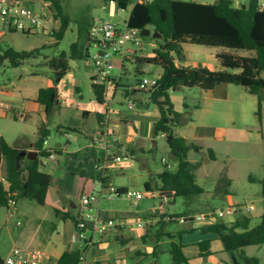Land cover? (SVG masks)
I'll return each mask as SVG.
<instances>
[{"label":"rangeland","instance_id":"rangeland-1","mask_svg":"<svg viewBox=\"0 0 264 264\" xmlns=\"http://www.w3.org/2000/svg\"><path fill=\"white\" fill-rule=\"evenodd\" d=\"M199 1L207 4L214 2V0ZM246 1L241 0L242 3H238L236 0H229L231 6L234 8L245 4ZM134 3V1H129L124 10L117 9L115 16L110 17L108 14V4H105L103 8L102 0H61L62 13L68 20V26L63 38L58 42H56L53 36L41 34L37 31L30 35H23L20 32H5L0 35L1 50L9 47L17 52H27L41 48L42 46L44 47L36 59L26 60L17 68L11 67L8 61H4L0 66V85L12 83L16 86L15 88L24 86L23 88L29 89L33 77L36 75L41 81L47 79L55 82L50 70L46 67V61L57 56L60 52L68 53L70 44L77 39L78 29L85 30L92 25H98L103 22L118 25L123 23L128 19ZM26 5L33 13H40L37 3ZM52 26L57 30L58 21ZM149 32L150 35L148 37L142 38L144 44L143 53L147 56L158 47V42L152 38L151 29H149ZM184 48L187 51L190 48L209 49L191 44H185ZM229 52L236 56L247 57L253 55L252 52L237 50H231ZM88 54H93L91 48L88 49ZM91 64L90 57L87 55L82 60L70 63V69L66 73L69 76L64 78L67 81L68 87L72 84L79 87L81 90L80 93L85 99L88 98L89 73L92 70L90 68ZM138 68L140 74H137L135 69L129 68V71L121 76L120 83L134 87L139 76H155L160 71L159 67L149 64H142ZM117 74L118 72L116 70L112 72L113 77H116ZM261 78H264V73L261 74ZM40 84L42 86L44 83L41 82ZM226 85V100L220 101L219 104H214L212 108H220V111L225 112L224 117L215 114H203L200 111L193 117V109L203 106L200 90L194 88L175 92L176 96L180 97L181 100L183 99L185 104L188 105V108H183V111L181 109L180 114L184 120L183 124L192 118L197 124L201 123L209 127L224 128L227 133L225 140L217 142L216 144L215 161L209 160L205 152L198 154L190 152V159L196 156V160L199 162L196 184L203 189L204 193L194 199L189 205H186L182 198L170 199L166 195H162L161 200V193L157 189L159 182L155 177H148L145 174L143 178L132 181L127 180L126 176L129 172L124 171V178H121V175H119V178L114 180L112 186L114 188L125 186L129 192L138 193L141 196L140 200L134 203L125 196L111 200L100 197L98 205L94 207L93 211L95 215L97 209L100 211L98 220L120 219L123 221L124 226L122 232L125 236L124 243L119 244L115 242L113 229H107L105 232L106 236L103 237L98 228L93 229V224L87 222L89 230L85 233L86 238H92L96 246H99L102 239L108 243V247L99 255L100 260H104L106 262L105 264H112L113 260L117 259H123L126 264H171V258L167 252V239L156 242L154 233L165 222L167 224L163 227V230L166 232L177 233L183 230L185 227L184 222H175L174 216L180 215L184 211H189L193 218L196 215H206L210 211L225 209L224 194H221V192L217 193L216 189L222 179L226 181V175L232 176L233 178V186L228 189V192L236 204H252L256 211L262 208L261 185L257 181L249 182L248 175H251L255 180L264 176V91L260 94L262 102L260 118L258 119L256 115V97L250 95L244 87L231 84ZM117 100L118 98L116 97ZM176 106L180 110V103L178 101H176ZM232 132L237 133L236 138L233 137ZM51 138L53 141L58 140L63 142L62 137L54 133H51ZM153 141L155 142V148L152 153L147 155L148 168L153 172H160L164 167L161 160L164 159L166 164L174 169L175 161L164 138L158 136ZM41 161L42 163L45 162V165L39 167V170L44 172L45 169L48 170L49 164L46 158H42ZM45 166L46 168L44 169ZM144 171L147 173V170ZM206 172L209 173V178L205 177ZM146 181L150 185L149 193H146L144 190V182ZM56 188V186H53L48 200L43 206H38L34 202L26 199H20L16 201L15 210L11 213L12 216L9 221H6L5 214L0 215V248L3 252L8 253L14 248L31 250V247L26 246L24 238L33 235L44 237L51 235L54 239H58L61 244L65 245L72 235L77 234L73 228V222L78 221L80 218V210L78 207L79 196L90 194L103 195L111 192L108 188L100 192L99 187L95 191H91L87 187L83 190V187L79 184L71 186L68 183L62 186L63 189H68L67 191L60 189L55 191L54 189ZM71 203L75 204L76 208L73 209L70 205ZM160 203L164 206L166 215L171 219L166 221L162 216H154V218H158L156 225L152 227L154 231L150 235V239L143 240L138 234L139 230L136 228L134 218L136 215L140 216L145 220L147 227L146 218L152 213L153 208L157 207ZM56 210H59L61 213L57 214ZM253 211L251 213H254ZM64 212H68L66 219L61 218V214ZM38 219L45 221L46 225L41 226L37 222ZM228 219L229 217H224L221 220L227 221ZM18 222L22 224L19 229L15 228ZM206 223L207 221L198 222L191 220L189 226L195 227L205 225ZM51 226H55L54 231L50 230ZM197 238H199L198 233H189L185 236V239L192 241L197 240ZM147 246H152L155 249V254H145V248ZM137 251L141 253V257L139 258L135 255ZM190 252V250L187 252L188 255ZM245 254L246 256L257 258L259 264H264V244L249 247L245 250ZM224 255L229 261V254L225 252ZM221 258L219 255L213 258L204 256L200 261L197 258L192 259L191 264H225V262L220 261Z\"/></svg>","mask_w":264,"mask_h":264},{"label":"trees","instance_id":"trees-1","mask_svg":"<svg viewBox=\"0 0 264 264\" xmlns=\"http://www.w3.org/2000/svg\"><path fill=\"white\" fill-rule=\"evenodd\" d=\"M46 1L55 10L54 19L58 21V28L53 37L58 42L64 36L68 20L62 13L61 0ZM102 1L106 4L116 0ZM127 25L140 31L149 32L151 29L153 40L158 42V47L150 56L135 58L139 64L153 65L162 70L156 88L148 93L140 92L146 96L148 105L155 106L159 112V120L152 125V139L164 135V141L175 161L174 169H165L156 176L159 182L157 189L170 198H182L189 205L204 193L195 182L194 171L197 165L187 160V153L190 150H199V147L174 134L173 129L182 125L184 120L174 110L170 94L194 88L210 92L223 84L241 86L256 97V115L259 119L262 102L260 94L264 91V78H261L264 73V12L257 10V0H247L237 8L232 7L229 0H214L212 4L186 0H149L133 4ZM86 32V29H78L77 39L70 44L68 53L60 52L46 61V67L55 82L51 87L39 89L36 97V102L44 107L46 115L59 101L55 86L68 72L69 61H79L87 55ZM185 44L217 49L216 60L220 69L210 71L205 68L177 67L176 61H184ZM43 48L42 46L27 52H17L9 47L0 49V66L8 61L11 67L17 68L26 60L36 59ZM231 50L252 52L253 55L236 56L229 52ZM96 80H91V89L97 103L101 104L105 85ZM183 107L187 108L184 101ZM47 136L48 132L41 126L34 145L37 153L34 160L18 157L21 151L9 146L0 136V172H3V179L8 184L7 192L0 184V207L7 208L9 199H26L38 206L45 204L50 178L39 167L41 159L49 156L48 151L41 147ZM260 184L264 194V179ZM116 193L122 194L120 190ZM189 216L192 214L184 211L174 218L188 219ZM250 221L249 217L239 215L231 223L217 221L200 227L197 231L203 236L211 235L219 240L223 250L230 256L228 264H259L258 259L246 256L244 249L264 244V217L254 227H250ZM167 238L171 240L168 248L171 264H190L183 253L180 236L168 234ZM174 238L176 241H173ZM209 243V239L197 243L201 256L210 254ZM84 251L85 247L68 249L55 264H80Z\"/></svg>","mask_w":264,"mask_h":264},{"label":"crops","instance_id":"crops-1","mask_svg":"<svg viewBox=\"0 0 264 264\" xmlns=\"http://www.w3.org/2000/svg\"><path fill=\"white\" fill-rule=\"evenodd\" d=\"M186 1L207 4L199 0ZM104 7L105 4L103 3V8ZM116 9L117 8L108 9L109 16L111 12H116ZM88 30L89 28L86 29V37ZM183 51L184 61H176L175 63L177 67L205 68L210 71H217L220 69V66L216 60V54L218 52L217 49L190 48L187 51V49L183 48ZM142 56L147 57L145 54ZM136 57L141 56H135L131 60L126 59L121 67V72L117 71V76L120 73L121 76L127 73L129 68L135 69V71H137L136 73L140 74L138 66L142 64H139V62L135 61ZM72 62L74 61H69V69L70 63ZM91 66L92 64L90 65L92 70L89 73L90 80L88 86V98H83L80 93L81 90L75 84H72L68 87L67 81L64 78L68 77L69 75L65 74V76L60 81L56 82L57 84L55 88L59 101L51 109L48 115H46L44 107L36 102V97L39 89L53 86V81L47 79L45 81H41V79H39V77L36 75L33 77V81L31 82L29 89L23 88L24 86L15 88L16 86H14L12 83L0 85V136L9 146L19 151L35 152L34 145L37 140L38 129L41 126H44L45 130L48 132V136L44 140L45 144L42 143L41 147L43 150L48 151V153H53L54 157L51 159L48 157L46 158L49 164L47 168L48 170L45 169V166V171L43 172L50 178L45 204L53 186L57 187L54 189L55 191L58 189L67 191L68 189H63L62 186H65L67 183L71 186L79 184L83 187V190L87 187V189L95 191L96 188L99 187V184H101L102 188L104 189L108 188L112 191L120 190L121 193H124L128 191L125 186H118L116 188L112 186V183L114 180L119 178V175H121V178H124V171L129 172V174L126 176L127 180L133 181L143 178L145 174H147L148 177L153 176L156 178L158 174H160L166 169L167 166H169L166 164L164 159L161 160V162L164 164V167L160 172L151 171L147 165V155L152 153L153 149L155 148V142L152 139L151 130L152 125L156 123L160 117L157 108L155 106L148 105L145 95L137 92L132 86L121 84L120 81L117 82L113 88L112 102L108 107H103L102 104L97 103L91 89V80L94 78L97 79L93 67ZM159 69L160 71L157 72L155 75L156 77H159L162 73L161 68ZM41 82L44 83L42 86L40 84ZM96 82L98 81L96 80ZM226 86V84L220 85L210 92L200 91L203 106L201 108L193 109V117H195L198 111L202 112L203 114H215L224 117V111H220V108H212L214 104H219L220 101L226 100ZM116 97L118 98L117 101ZM126 97H130L135 101V110L128 111L126 109L124 105V99ZM170 99L174 110L178 113H181V109L183 111L184 108L183 99L181 100L180 97H177L175 92L170 94ZM63 100H67L68 103L63 104ZM176 101L180 103V110L176 106ZM173 132L174 134L185 139L187 143H192L199 147V150H190L187 153V160L191 164L197 165V168L194 171L196 182V176L199 171V162L196 160V156H194L193 159H190V152H195L197 154L205 152L209 160L215 161V148L217 147L216 144L217 142L225 140L227 134L226 130L224 128L209 127L202 125L201 123L197 124L195 123L194 119L191 118L187 123L179 127H175ZM51 133L61 136L63 142L58 140L53 141L51 138ZM105 133H107L110 139L113 152L115 151L118 153L122 149L128 151L131 161L127 168L122 169L115 166L109 167L104 171L94 168L95 164L101 165L103 163L106 155L103 145L101 143H96L99 135ZM232 135L234 138L237 137L236 132H232ZM44 163L45 162L42 163L41 161L40 167L45 165ZM170 169H172L171 166ZM144 170H147V173H145ZM205 177L209 178V173L206 172ZM262 179H264V176L258 180H255L251 175H248L249 182L257 181V183L260 184ZM226 181L227 183L220 181L221 183L218 184L216 191L217 193L221 192V194H224L226 206L229 203L236 204L228 192V189L233 186L232 176L226 175ZM0 184L4 185L3 172H0ZM144 190L145 192L148 191L146 193L150 192V185L148 181L144 182ZM162 195L163 194L161 193V200ZM261 197L262 208L258 209L257 211L254 209V213L246 215L251 220L250 227L260 224L262 217H264V194H262V191ZM70 205L73 209L76 208L75 204L71 203ZM56 211L57 214L61 213L59 210ZM64 213L61 214V218L66 219L68 212ZM99 213L100 211L97 209V218ZM3 214L6 216V221H9L12 214L9 213L6 208L0 207V215ZM239 215L241 214H237L229 218L227 221H218L231 223ZM154 216L155 215L152 214L148 215L146 218L148 226L146 227L145 225L144 229H138V234L143 240L145 237V240L150 239L149 237L154 231L152 227L156 225L158 220V218H154ZM190 218L191 216H189L186 221H183L185 227L183 230L177 233L166 232L163 230V227L167 224V222L161 224L158 231L154 233L156 238L155 241L160 242L162 239H167V247L169 248V243L171 240L167 238V235L169 234L176 237L179 235L183 245V253L191 264L192 259L197 258V260L200 261L204 257L199 253L197 243L201 242L202 240L209 239L210 254L205 257L213 258L214 256L219 255L222 257L220 261L228 264L230 260L228 261L227 257L224 255L225 251L223 250L219 240L211 235L203 236L197 231L198 228L206 226V224L195 227L189 226V222L191 221ZM143 221L145 223V220ZM37 222L41 224V226L46 225V222L42 219H38ZM175 222H178V219ZM18 223L19 226H17ZM18 223L16 224L15 228L19 229L22 224L20 222ZM74 224L75 222H73V228ZM123 226L124 224L113 229L114 240L119 244H123L125 241V236L122 232ZM50 230L54 231L55 226H51ZM189 233H198L199 238L193 241L185 239V236ZM105 236L106 234L103 237ZM24 239L26 246L29 248L31 247V250H36L43 253L44 257L46 258V261L43 264H55L64 251L73 248L84 249V247V261L82 264L106 263L104 260H100L101 258L99 257L100 253H102L104 249L108 247V243L104 242V239L100 241L99 246H96L93 243L92 238L88 240L89 244L85 246H73L69 243V241L63 245L60 241H58V239H54L51 235L45 237L33 235ZM173 241H176V239L174 238ZM248 248L249 247L245 248V250ZM189 250L191 251L189 254L191 256H189L187 253ZM8 253L3 252L0 248V259L3 260V258ZM149 253L155 254V249L152 246H147L145 248V254ZM135 255L137 258L141 257V253L139 251H137ZM117 260H113L112 264H118ZM124 264H126L125 261Z\"/></svg>","mask_w":264,"mask_h":264},{"label":"built area","instance_id":"built-area-1","mask_svg":"<svg viewBox=\"0 0 264 264\" xmlns=\"http://www.w3.org/2000/svg\"><path fill=\"white\" fill-rule=\"evenodd\" d=\"M149 1V0H137L136 2ZM238 3L241 0H236ZM37 3L39 5L40 13H33L26 4L31 5ZM109 9L117 8L116 1H109ZM116 9V10H117ZM257 10L264 12V0H257ZM115 13H110V16H115ZM55 10L46 0H0V35L5 32L14 33L20 32L23 35H30L35 31L41 34H47L53 36L56 29L52 26L57 21L54 19ZM141 31L135 28H130L127 25V20L121 24H112L110 22H103L98 25H92L88 31L89 43L88 49L93 50V54L90 57L93 70L96 74L98 83L105 85V92L103 94L102 106L108 107L112 102V91L117 82L121 80V73L114 77L112 72L114 70L121 72V67L126 59H133L135 56H142L144 53V44L142 42L143 36L140 34ZM156 76H141L136 81L134 89L139 92H150L157 86ZM63 104H67V100L62 101ZM124 105L128 111L135 110V101L130 97L124 99ZM164 138V135H160ZM96 143H101L105 149L106 155L101 165H94L95 169L104 171L109 167L127 168L131 161V157L125 149L121 151L113 152L112 144L107 135H99ZM45 144V142H43ZM53 153H49L48 158H53ZM167 170L170 166L166 167ZM100 192L104 190L102 185L99 184ZM4 190L8 191V184L4 181ZM110 193L103 195H81L79 198V210L80 218L74 224L76 235L70 237L69 243L73 246L87 245L88 240L85 233L89 230L87 222L93 224V229H99L102 236L105 235L107 229H114L123 225V221L117 220H98L96 215L93 213L94 207L98 205L99 198L111 200L113 198H119L125 196L132 200L134 203L138 202L141 196L138 193L126 191L121 195L117 194L116 191L110 190ZM16 207V201L9 199L7 202V211L13 213ZM254 210L252 204L249 205H236L229 203L225 209L217 211H210L206 215H196L192 220L198 222L207 221L206 225H211L224 217H233L237 214L249 215ZM152 215L162 216L166 221L171 218L166 215L164 206L160 203L157 207L152 210ZM177 220V219H175ZM186 221L187 218H179L178 221ZM136 228L144 229L145 223L143 219L136 215L134 218ZM19 226V224H17ZM46 261L43 253L36 250H20L12 249L2 260V264H43ZM84 261V255L80 257V264ZM118 264H124L123 259L117 260Z\"/></svg>","mask_w":264,"mask_h":264},{"label":"water","instance_id":"water-1","mask_svg":"<svg viewBox=\"0 0 264 264\" xmlns=\"http://www.w3.org/2000/svg\"><path fill=\"white\" fill-rule=\"evenodd\" d=\"M129 1L136 2L137 0H116V5H117L118 9L124 10L126 8V6H127V3ZM140 34L143 37H148L149 36V32L148 31H141ZM88 43H89V36L87 34L86 43H85V52H87V56H88ZM18 157H26L28 160H34L37 157V153L34 152V151H29V152L21 151L19 153ZM190 220H192V217L190 218Z\"/></svg>","mask_w":264,"mask_h":264}]
</instances>
